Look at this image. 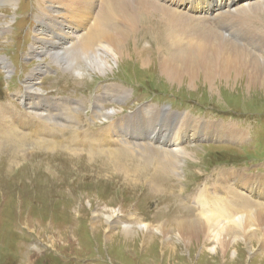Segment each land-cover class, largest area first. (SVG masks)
I'll return each instance as SVG.
<instances>
[{
  "label": "rangeland",
  "instance_id": "rangeland-1",
  "mask_svg": "<svg viewBox=\"0 0 264 264\" xmlns=\"http://www.w3.org/2000/svg\"><path fill=\"white\" fill-rule=\"evenodd\" d=\"M260 1L263 2L238 1L232 8L236 9L233 17L237 18V13L246 10L247 5L252 6L249 10L259 8ZM50 2L17 0L12 6L0 0V30L5 29L0 31V60L8 65L5 68L0 64V106L23 112L19 117L29 121L21 125L6 115L13 125L19 148L8 143H14L11 137L7 135L5 139L0 133V264H264V254L255 251L249 255L244 244L224 256L220 250L214 253L211 249L214 243L203 244L202 237L194 238L188 245L183 243L175 235L176 231L171 234L172 245L164 246L159 231L163 225L173 227L179 220L197 217L201 202L198 197L215 189L219 172L234 168L250 175H264V82L251 83L247 78L210 86L201 76L194 81L188 76L170 81L160 71L158 44L152 37L143 38L141 34L126 43V55L118 60L108 58L112 66L107 74L101 75L90 68V55L76 63L74 69L65 70L68 66L63 55L57 60L48 50L37 55L32 51L38 34L44 38L47 30L51 34L50 18L47 19L51 15ZM110 3L111 0H96L91 26L103 15V9L109 13ZM255 12L258 14L253 24L261 22L257 18L264 22V11ZM154 17L155 14L144 20L141 29L149 28L156 20ZM42 18L47 20L42 22ZM262 37L256 47L249 48L264 58ZM239 41H243L242 36ZM47 48L51 50L49 45ZM140 52L151 56L148 66L138 58ZM165 52L162 50L160 54L166 55ZM37 70L42 75L36 78L33 88L39 90V95L30 94L29 87V76ZM117 84L128 90V97L105 98L103 113L116 109L115 117L120 118L152 106L163 110L164 117L171 114L172 123L183 116L234 123L247 131V139L238 144L212 140L184 142L182 150L189 156L185 155L178 169L164 173L153 166L152 177L142 180L107 170L106 156L102 154L91 157L87 149L74 153L63 146L48 147V143L57 140L61 129L48 123L53 121L57 125V116L53 114L45 123L39 120L29 109L39 102L37 98L28 102V98L38 96L47 100L44 110L51 108L50 111L53 107L59 108L66 99L73 101L75 107L80 102L84 106L76 112L83 125L97 128L113 120L106 122L102 116L90 122L91 107L96 97L105 92V87ZM59 117H64L63 111ZM32 127L45 131L36 134ZM170 131L171 127L167 133ZM61 135L64 140L65 134ZM26 137L31 142L22 149L20 138ZM39 140L42 144H37ZM132 156L135 161L144 162L143 155L137 156L134 152ZM206 184L213 190L204 191ZM95 214H99L98 223L103 225L94 229ZM109 214L134 223L133 229L138 234L148 231L147 225L151 224L150 238L129 244L118 236L122 224L115 232H105ZM175 247L177 250L172 249Z\"/></svg>",
  "mask_w": 264,
  "mask_h": 264
},
{
  "label": "bare ground",
  "instance_id": "bare-ground-1",
  "mask_svg": "<svg viewBox=\"0 0 264 264\" xmlns=\"http://www.w3.org/2000/svg\"><path fill=\"white\" fill-rule=\"evenodd\" d=\"M1 1L13 6L17 0ZM50 1L48 11L51 15L47 16V19L50 18L48 26L51 27L52 36L48 34V30L45 38L38 34L32 51L37 55L40 51L48 50L57 60L60 59L59 55H63L62 58L66 59L68 66L65 70L74 69L76 63L85 61L87 55H90V68L103 75L112 66V60L108 58L118 60L126 55V43L132 37L141 34L143 38L152 37L161 49L160 52L166 51V55L158 52V61L161 73L170 81L175 82L185 76L194 81L195 77L201 76L206 85L210 86H214L215 83L229 84L232 80L241 82L247 78L251 83L264 82V58L249 48L262 40L264 35V22L257 18V21L261 22L253 24L258 14L255 11H264V0L257 3L259 8L249 10L252 6L249 8L248 5L245 11L240 8L242 11L237 13V18L233 17L236 9L234 11L232 8L240 0H111L108 6L109 13L106 14L103 9V15L95 21L94 26H91L90 19L93 17L96 0ZM99 3L101 5V2ZM154 14L156 20L149 28L142 30L141 23ZM47 19L42 18V22ZM121 23H124L123 27H120ZM241 36L243 41L247 42L244 45L243 41H239ZM137 55L141 63L148 66L150 61L148 58L151 56L148 57L142 52ZM0 64L8 68L2 60ZM39 75L40 70H37L29 76V87L32 89L30 94H40L37 88H33ZM104 90L102 95L96 97L91 107L92 116L88 118L90 122L102 116L106 122L109 119L113 120L102 127L91 128L83 125L76 111L84 105L77 100L76 107L74 102L68 99L58 106L59 108L52 106L54 115L57 116V125L49 121L52 113L44 114L42 102L29 107L39 120H43L44 123L49 121L48 123L55 129L61 128L57 132V140L47 144L49 148L63 146L74 153L87 149L91 157L102 154L106 156L104 163L107 164V170L122 172L127 178L142 180L152 177L153 166L156 171L161 168L164 173L178 169L185 155L189 156L182 150L181 144L184 142L212 140L238 144L247 139V131L234 123L206 122L188 116H183L172 123L171 114L164 117L163 110L152 106L142 107L133 115L116 118V109L105 113L101 111L105 98L112 97L114 100L127 98L128 90L118 84L105 87ZM36 98L39 99L38 96L28 98V102ZM60 111L64 114L62 118L59 117ZM21 114L24 113L17 109L0 106V133L5 139L7 135L11 137L14 143L7 142L15 147H18V138L7 116L9 115L14 122L20 121L21 125L29 124L26 118L19 117ZM170 127L171 131L167 133ZM32 128L36 134L45 131L40 127ZM61 134H65L64 140H61ZM20 139L22 149L31 142H27V137ZM37 144L42 143L40 141ZM134 152L137 156L143 155L141 157L144 158V162H140L136 156L135 161L132 156ZM219 173L214 183L215 189L209 188L208 184L204 189L206 192L208 189L216 192L212 191L198 197L201 202L198 205L200 211L197 217L179 220L180 222L173 227L167 225L161 227L159 231L163 237V245H172L171 234L176 231L175 235L187 245L199 237H202L203 244L214 243L215 246L211 249H214L215 254L220 250L227 256L231 249L236 252L237 249L234 247L237 248L239 244H244L249 255L255 251L264 254V175H250L237 169L223 170ZM153 187L158 190L156 186ZM98 216L99 214H95L94 229L103 225L98 223ZM105 220V232L109 233L122 224L123 229L118 236H122L123 241L127 240L129 244L134 240L150 238L151 224L147 225L148 231L144 230L142 234H138L133 229L134 223L123 222L114 214H109ZM172 249L177 250V247Z\"/></svg>",
  "mask_w": 264,
  "mask_h": 264
}]
</instances>
